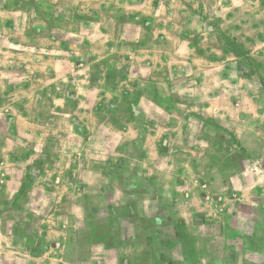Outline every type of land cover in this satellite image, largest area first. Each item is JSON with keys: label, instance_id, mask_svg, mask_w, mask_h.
I'll return each mask as SVG.
<instances>
[{"label": "crops", "instance_id": "0c3cea01", "mask_svg": "<svg viewBox=\"0 0 264 264\" xmlns=\"http://www.w3.org/2000/svg\"><path fill=\"white\" fill-rule=\"evenodd\" d=\"M15 1L8 8L18 10ZM56 8L84 17L43 19L29 5V31L17 22L19 33L6 39L11 54L0 55V209L18 215L29 202V264H118L106 254L131 241L115 237L102 256L87 253L102 242L98 194L139 207L167 196L155 175L159 154L167 143L171 151L195 147L176 141L192 112L217 122L203 151L222 155L228 131L249 166L264 168V90L255 91L254 71L238 60L244 54L264 68V0H57ZM227 73H235L233 93ZM203 167L211 183L237 190L236 164ZM262 179L242 190L255 194ZM242 199L232 205L250 209ZM260 218L255 228L264 212ZM117 225L105 231L117 233ZM93 232L100 237L91 240Z\"/></svg>", "mask_w": 264, "mask_h": 264}, {"label": "rangeland", "instance_id": "374dc122", "mask_svg": "<svg viewBox=\"0 0 264 264\" xmlns=\"http://www.w3.org/2000/svg\"><path fill=\"white\" fill-rule=\"evenodd\" d=\"M9 1L0 0V55L3 54L2 51L11 54L12 43L8 40L14 33H19L16 32L17 22L29 31V5L32 6L34 16L43 19L60 15L71 20L84 17L76 14L73 8H56L57 0H16L18 10L8 8L12 3ZM83 14L89 16L88 13ZM2 57L0 64L3 61L1 59H4ZM11 58L6 57L8 61ZM238 60L244 62L245 65L242 64L246 70L254 71L253 77L258 83V89L255 91L263 93L262 63L250 60L244 54H241ZM234 75L235 73H227L225 87L229 93L235 91L229 83L234 81ZM236 75L249 76L246 72ZM3 98L0 94V105L4 103ZM192 113L194 118L185 126L188 134L178 136L176 141L192 143L195 147L188 150L174 148L171 151L168 143L163 144L165 150L159 154L162 164L157 165L161 168L156 170V174H150L162 178L169 191L168 195H158L157 199L148 197L139 207L135 200L122 205L115 198L118 194L106 195L101 189L95 204L99 213L97 222L101 221L105 225L98 227L102 233L101 237L97 232H93L90 239H98V236L102 242L88 248V254L94 257L102 256L104 249L101 246H105L108 239L117 237L116 240L132 242L120 251H109L106 254L108 257H117L118 264L128 261L139 264V259L142 260L141 264H264V226L262 224L255 228L254 224L256 220L261 219L260 214L264 212V187L257 186L255 194L244 193L242 190L244 184L255 182L258 176L264 178V168L259 164L258 170L249 166L248 154L231 139L228 131L224 135L227 144L221 149L225 148L222 155L209 150L203 151L204 146L211 141L209 134L218 131L217 122ZM223 160L225 164H236L243 170L242 175H238L234 182L233 188L237 189H234L235 191H228L223 186L211 183L204 175V164H218ZM99 171L102 173L98 174V179L102 182L106 176H103V169ZM146 172L148 174L150 171L147 169ZM175 194L183 199L176 201ZM242 198L251 201L250 209L242 203L243 201L238 207L232 205L234 200ZM24 205L29 211V202ZM27 210L16 215L9 207L0 209V264H29ZM84 219V216L67 218V222L74 221L77 224L79 220ZM111 222H118L117 233L110 234L105 231V227L111 225ZM86 233H76L79 241L86 240ZM68 235L75 234L66 236Z\"/></svg>", "mask_w": 264, "mask_h": 264}]
</instances>
